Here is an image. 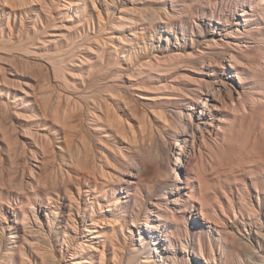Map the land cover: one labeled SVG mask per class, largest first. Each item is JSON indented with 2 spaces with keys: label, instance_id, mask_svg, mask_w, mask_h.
Instances as JSON below:
<instances>
[{
  "label": "rangeland",
  "instance_id": "obj_1",
  "mask_svg": "<svg viewBox=\"0 0 264 264\" xmlns=\"http://www.w3.org/2000/svg\"><path fill=\"white\" fill-rule=\"evenodd\" d=\"M263 3L0 0V264H264Z\"/></svg>",
  "mask_w": 264,
  "mask_h": 264
},
{
  "label": "bare ground",
  "instance_id": "obj_2",
  "mask_svg": "<svg viewBox=\"0 0 264 264\" xmlns=\"http://www.w3.org/2000/svg\"><path fill=\"white\" fill-rule=\"evenodd\" d=\"M204 107H206V106H204ZM192 109H194V107ZM202 115H204V114L202 113ZM95 226H99V223L98 222L95 223ZM143 227L145 228V231L147 232V235L149 236V238L153 240L152 245L155 248L153 250H151V254H154L155 253V254L159 255L162 251L165 250V248L163 250H161L160 247H159L158 239H157V236L155 234V231L158 230V226H155L153 224H150L148 221L145 220V222L143 223ZM92 230H89V231L91 232ZM24 233H25V236H28V237H42L43 236L42 233H41V231H34L32 227L27 226V225L24 227ZM145 239L147 241L148 240V237H145ZM138 240L141 241V244H144L146 242L141 237H139ZM164 241L169 243V241H166V240H164ZM161 246H164L163 243L161 244ZM169 246H170V243H169V245L167 247H169ZM144 258H146V257H144ZM95 263H96V261H95L94 258H91V260L74 261L73 262V264H95Z\"/></svg>",
  "mask_w": 264,
  "mask_h": 264
}]
</instances>
